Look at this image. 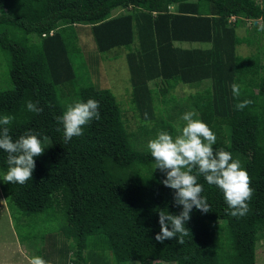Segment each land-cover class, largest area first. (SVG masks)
I'll use <instances>...</instances> for the list:
<instances>
[{
    "label": "trees",
    "instance_id": "obj_1",
    "mask_svg": "<svg viewBox=\"0 0 264 264\" xmlns=\"http://www.w3.org/2000/svg\"><path fill=\"white\" fill-rule=\"evenodd\" d=\"M118 10L124 13L113 16ZM248 22L263 55L236 54L237 46L253 45L236 34ZM77 26L89 27L100 54L127 50L130 102L143 119L151 118L157 95L179 115L169 90L209 82L186 102L215 133L213 147L247 170L252 194L245 216H230L218 189L198 177L208 212L193 210L187 234L155 240L159 211L175 215L180 207L159 183L163 174L153 170L145 139L179 129L159 111L153 128L127 129L114 95L78 76ZM183 42L209 47L174 46ZM0 53L8 87L0 91V114L13 118L9 133L15 139L31 129L45 148L25 184L0 189L15 220L46 215L39 218L62 222L59 239L42 237L49 264H256V243L264 238V7L257 0H0ZM232 83L241 85L236 99ZM89 98L99 102L100 119L64 143L56 118L67 104ZM243 99L251 103L236 110ZM28 101L41 110L28 111Z\"/></svg>",
    "mask_w": 264,
    "mask_h": 264
},
{
    "label": "clouds",
    "instance_id": "obj_2",
    "mask_svg": "<svg viewBox=\"0 0 264 264\" xmlns=\"http://www.w3.org/2000/svg\"><path fill=\"white\" fill-rule=\"evenodd\" d=\"M233 20V17L230 18ZM234 99L241 95V85H230ZM251 101L237 100L236 110H243ZM28 111L39 112L41 109L32 101L25 104ZM100 105L95 99L86 101L76 99L67 104L65 110L56 119L62 132L64 143L83 133L84 126L92 120L100 119ZM194 111L183 112L179 119L184 122L178 134L172 135L167 130H159L147 141L146 149L153 158L154 169L160 170L163 178L159 183L173 190V206H179L178 214L159 211V232L155 234L157 242L187 234L186 222L193 210L208 212L209 205L201 195L203 185L197 182L202 177L208 185L215 186L222 194L225 211L232 217H243L248 212L247 201L251 197L247 170L232 154L213 147L215 133L200 119H194ZM11 115L0 114V154H4L6 169H0V183L23 185L28 181L35 167V158L42 154L41 138L31 129L15 139L9 133ZM29 264H49L42 256L28 258Z\"/></svg>",
    "mask_w": 264,
    "mask_h": 264
},
{
    "label": "rangeland",
    "instance_id": "obj_3",
    "mask_svg": "<svg viewBox=\"0 0 264 264\" xmlns=\"http://www.w3.org/2000/svg\"><path fill=\"white\" fill-rule=\"evenodd\" d=\"M264 7V0H257ZM175 9H172L174 11ZM169 11H171L169 9ZM124 13V11H115L113 16ZM77 47L79 49L77 53V59L75 61V68L80 79L88 80L92 84H97L100 89L109 90L116 98L120 108L122 110L123 121L127 129L132 133L139 132L141 125H146L151 129L155 126V119L158 116V111L164 119H170L174 125L179 129L184 124L179 119L180 115L186 111H193L188 106L186 98L190 94H194L196 91H201L208 81H203L198 86L189 87L187 85L180 84L174 89L169 90L167 98L174 97V101L180 104V114L176 115L171 107L173 103L163 105L159 102L160 95H157L156 101H154V109L150 119H143L140 112L133 108L130 102L131 98V86H130V73L126 62L125 54L126 49H114L104 53H98L89 27L77 26ZM251 22L246 24V27H239L236 30V34L239 37L248 36L253 45L246 46L244 44L236 47V54L242 57L250 56L253 53H259L263 55L262 39L258 34L253 33L251 30ZM175 47L181 48L182 43H175ZM185 49L186 47L183 46ZM197 47V46H196ZM201 48H208L209 45H200ZM6 64L2 54L0 53V91L7 89L5 84L4 74L6 73ZM150 88L159 90L163 87H153V83H149ZM153 138L149 135L145 140ZM147 144V143H146ZM43 147V144H42ZM43 154V152H42ZM41 154V161L43 162V156ZM5 206V199L0 189V209ZM4 212H0V264L11 262L3 261L6 257L10 258L8 251L15 252L16 245H20L24 248V254L28 256L41 255V248L44 246L42 237L51 236V238L59 239V233L57 226L62 222L59 220L50 219L49 217H39L46 215H39L30 221L28 219L15 220L10 216L9 210L5 209ZM255 262L256 264H264V238L256 243L255 249ZM29 258V257H28ZM134 264V263H128ZM154 264H166V263H154Z\"/></svg>",
    "mask_w": 264,
    "mask_h": 264
},
{
    "label": "crops",
    "instance_id": "obj_4",
    "mask_svg": "<svg viewBox=\"0 0 264 264\" xmlns=\"http://www.w3.org/2000/svg\"><path fill=\"white\" fill-rule=\"evenodd\" d=\"M176 8V5H171L170 7H169V9L172 11V9H175ZM183 46H185L186 47V49H195V48H201L200 47V44H197V43H187V42H183L182 43V47H181V49H185ZM197 46V47H196ZM5 209H7V206H6V203H5V206L4 207H2L1 209H0V212L1 213H5L4 212V210ZM8 210V209H7ZM6 214V213H5ZM14 250H15V252H13V251H8L10 254H8V255H10V258H5L3 261H8V260H10L11 262H6V263H4V264H29V260H28V257H30V256H26L25 254H24V248L23 247H21L20 245H16V248H14ZM26 253V252H25ZM155 263V262H154ZM154 263H152V264H154ZM157 263V262H156Z\"/></svg>",
    "mask_w": 264,
    "mask_h": 264
},
{
    "label": "built area",
    "instance_id": "obj_5",
    "mask_svg": "<svg viewBox=\"0 0 264 264\" xmlns=\"http://www.w3.org/2000/svg\"><path fill=\"white\" fill-rule=\"evenodd\" d=\"M51 34H52V32L50 31V32H49V35H51ZM42 36H44V34H42Z\"/></svg>",
    "mask_w": 264,
    "mask_h": 264
},
{
    "label": "bare ground",
    "instance_id": "obj_6",
    "mask_svg": "<svg viewBox=\"0 0 264 264\" xmlns=\"http://www.w3.org/2000/svg\"><path fill=\"white\" fill-rule=\"evenodd\" d=\"M198 3V2H197ZM199 5V4H198ZM225 21V20H224ZM68 243V242H67Z\"/></svg>",
    "mask_w": 264,
    "mask_h": 264
}]
</instances>
